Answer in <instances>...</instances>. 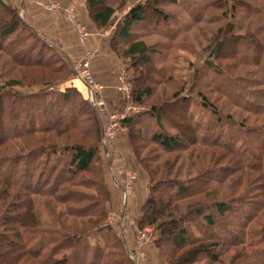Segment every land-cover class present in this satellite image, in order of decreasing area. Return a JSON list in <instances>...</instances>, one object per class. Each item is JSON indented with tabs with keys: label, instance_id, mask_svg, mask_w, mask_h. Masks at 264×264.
Returning <instances> with one entry per match:
<instances>
[{
	"label": "trees",
	"instance_id": "16d2710c",
	"mask_svg": "<svg viewBox=\"0 0 264 264\" xmlns=\"http://www.w3.org/2000/svg\"><path fill=\"white\" fill-rule=\"evenodd\" d=\"M128 1L85 0V5L87 15L97 27L109 21L113 23L110 47L127 63L131 101L144 103L153 93L150 81H156L153 63L157 57L153 58L152 54L161 56L162 51L151 52L142 35L157 33L171 39L178 33L177 22L162 9V3L182 2L194 18L196 9L186 0H139L119 13ZM261 4L264 7V0H260ZM235 6L234 2L232 7ZM223 39L221 36L215 42L213 53H219ZM0 50L10 53L21 64L44 67L58 74V79L66 80L75 72L65 52L37 31L20 14L18 6L4 0H0ZM18 84L19 80L0 84V203L5 204L0 212V264H136L129 255L123 233H118L106 216L110 192L100 150L108 115L103 118L100 112L105 114L107 110L94 105L74 84L51 91L48 86L52 81L46 80L41 82L43 89L28 93L13 87ZM191 100V95L176 93L171 100L152 103L138 114L121 119L133 153L148 175V193L137 224L155 223L157 244L170 240L183 248L185 243H190L173 264H192L203 254L214 262L219 260L222 250L236 244L242 250L237 251L232 262L243 258L246 264H260L264 262V247L253 248L251 239L248 242L251 245L246 247L244 235H250L244 229L249 228L246 223L264 205V121L256 126L238 123L234 131L220 128V133L215 134L211 125L204 126L197 121L190 107ZM203 103L207 104L205 99ZM213 111L216 112L214 108ZM175 115L187 124L171 120L169 116ZM145 120H152L154 125ZM164 121L176 131H166ZM5 124L10 125L8 130ZM185 129L195 130L198 135L184 134ZM82 138L91 141L85 142ZM138 140L154 142L166 152L192 144L218 145L223 150L218 159L225 153L233 155L235 159L231 163L257 174L253 181L248 179L250 185L239 196L190 204L191 198L205 194L212 183L220 181L219 172L227 173L231 165L218 166L213 161L188 178L154 179V171L138 155ZM87 173L94 175L78 177ZM33 194L52 195L66 202L68 214L87 217L86 222L92 225L75 230L63 228L61 222L58 223L61 226L41 227L32 205ZM185 201L187 204L181 209L180 202ZM249 204L251 210L247 208ZM124 221L126 225L127 219ZM104 228L103 242L89 240L93 230Z\"/></svg>",
	"mask_w": 264,
	"mask_h": 264
},
{
	"label": "rangeland",
	"instance_id": "374dc122",
	"mask_svg": "<svg viewBox=\"0 0 264 264\" xmlns=\"http://www.w3.org/2000/svg\"><path fill=\"white\" fill-rule=\"evenodd\" d=\"M136 1L139 0H129L128 5L123 6L119 13L124 12L129 4ZM186 1H189L190 6L195 5V18L194 14H190L182 2L161 4L162 9L169 12L171 17H174V20L177 22L179 31L175 37L169 39L157 33L142 35L149 45L151 52L154 49H161L162 54L161 56L156 53L152 54L153 58L157 57L153 63V66L156 67V81L154 83L150 81L151 85H153V93L144 103L139 104L147 109L152 103H162L173 99L176 93L178 96L191 95L190 107L194 110L197 121L204 126L211 125V129H213V133L215 134L220 133V128L223 131L225 129L234 131L238 123H243L245 126L262 124L264 121V7L262 4L260 5V0ZM234 2L236 6L233 8L232 4ZM229 24L233 25V29L228 30ZM221 29H224L223 33ZM221 36L224 39L222 40L223 44L219 49L220 51H218L219 53H213L212 48L215 42L221 39ZM216 63H219V65ZM73 67L76 70L78 66L73 65ZM126 67L125 65L124 68L126 69ZM42 72L44 75H41ZM74 75H76V72L73 75L71 74L66 80L58 79V74H52L41 66L33 67L21 64L12 58L11 54L7 51L0 50V84H3L7 80H19V84L13 87L24 93L43 89L42 87L44 86L41 82H45L46 80L52 81V85L48 86V89L56 91L60 87L72 84ZM128 81L131 84L129 79ZM82 92L89 99L87 89L85 92ZM203 99H205L207 104L203 103ZM97 106L101 108V105ZM213 108L216 112L213 111ZM110 111L112 110L109 109L105 114L100 112V115L104 118ZM169 117L173 121L177 119L181 124H187L186 121L183 122L177 115ZM228 120H232L234 123H227ZM145 121L153 122L152 120ZM164 123L166 131H176L167 122L164 121ZM5 125L6 130H8L10 125ZM150 129L151 127L148 128V130ZM185 130L186 132L183 131L184 134L192 135V137L194 134L198 135L195 130L194 132L191 129ZM200 132L201 130H198V133ZM120 133L128 135L126 126L119 130L112 140H108L101 145V161L105 170L107 185L111 175L109 173V165L104 156V149L106 146L111 145ZM218 138L222 139L221 136ZM82 139L85 142L91 141L87 138ZM136 145L138 155L143 157L147 167L154 171V179L161 177L188 178L212 165L213 161L215 163L218 162L216 164L218 166L231 165L227 173L223 174L219 172L220 181L212 183L205 194L191 198L189 200L190 204L195 201L221 200L227 197L239 196L250 185L248 179H252L257 174L256 171L249 170L242 165L231 163L235 159L233 155L225 153L220 155L221 157L218 159V155L223 153L222 148L218 145L199 147L197 144H192L185 147V149L170 152L160 149L157 144L148 140L144 142L138 140ZM13 150L16 151L17 149L14 148ZM129 172L133 176L129 177ZM84 175L90 177L94 174L87 173L78 175V177ZM128 179H130V189H132L136 174L127 168L124 171L122 180L123 188ZM75 188L82 187L75 186ZM10 190L12 191L11 194H14V190ZM87 190L93 191L92 189ZM123 196L124 193L119 197L120 200L118 199V201L122 202ZM31 199L41 227L61 226L58 224L61 222L63 228L75 230L85 229L92 225L86 222L87 217L81 218L80 216L68 214L66 211L67 203L58 201L52 195L33 194ZM186 202H180L179 207L183 209L187 204ZM109 205L110 200L106 212L107 221L112 223L118 233H122L124 227H133L128 221L124 225L125 221L122 220L119 213L121 205L119 206V211H115L114 215L111 213L112 210L109 209ZM1 206L2 203H0V212L4 210L5 204ZM247 208L251 210V205L249 204ZM147 225L155 228L154 238H151L147 243L157 246L160 249L161 255H163L165 261L169 264H173L174 260L190 245V243H185L183 248H181L175 246L170 240H163L157 244L155 241L158 238V229L155 223L137 224L136 231L137 228ZM246 227L249 228L244 229V232L246 231L250 235V237H247V233L244 235L246 247L251 245L248 243L251 239L252 242L250 243H252L253 248H263L264 205L260 207L256 216L246 223ZM194 230L197 233L195 228ZM250 230L254 231V234L250 233ZM105 232V228L100 231L93 230L88 238L90 241L97 240L103 242L106 235ZM136 236L135 232V241ZM246 247L244 246V251H246ZM127 248L129 250L130 246H127ZM139 249L143 251L142 248L139 247ZM241 250V246L236 244L228 250H222L217 261H209L208 256L203 254L192 264H246L243 258L232 262L234 255L237 251ZM143 257H146L145 253ZM144 260L139 264H145L147 260ZM260 264H264V262Z\"/></svg>",
	"mask_w": 264,
	"mask_h": 264
},
{
	"label": "crops",
	"instance_id": "0c3cea01",
	"mask_svg": "<svg viewBox=\"0 0 264 264\" xmlns=\"http://www.w3.org/2000/svg\"><path fill=\"white\" fill-rule=\"evenodd\" d=\"M14 6L19 7V12L25 19L31 23L37 31L56 43L61 50L71 59L73 65H79L86 51L91 52L90 67L96 80L103 83L104 87L100 93L103 101L101 108L107 111L118 108L122 105V95L117 90L118 75L121 69L127 63L123 57L119 56L110 47V36L114 25L111 21L99 28L89 18L86 11L85 0H75V12L79 21L83 22L89 29L90 34L86 39L81 41L78 38L74 24L68 20L64 14L56 13L46 8L50 0H4ZM66 3L68 0H60ZM128 72V68L126 67ZM72 84L76 85L81 91L86 90L85 84L74 75ZM83 85V86H82ZM105 157L111 175L108 180V189L110 192L109 209L114 212L119 211L122 220L125 218L133 225L131 228L122 229L126 239V245L132 249L136 248L135 232L137 219L141 214V205L145 200L148 188V175L140 163L137 161L128 135L120 133L116 136L114 142L104 149ZM135 172L132 189L127 193L122 186V180L125 169ZM124 196L122 202L118 201L119 197ZM120 200V199H119ZM110 213V212H109ZM109 218H111L108 215ZM145 253L147 262L145 264H169L161 255L160 249L153 244L145 243L141 246ZM145 261V260H144Z\"/></svg>",
	"mask_w": 264,
	"mask_h": 264
},
{
	"label": "built area",
	"instance_id": "2783aa9c",
	"mask_svg": "<svg viewBox=\"0 0 264 264\" xmlns=\"http://www.w3.org/2000/svg\"><path fill=\"white\" fill-rule=\"evenodd\" d=\"M75 0H68L66 3H62L60 0H50L46 4V8L56 12L62 13L65 17L70 20L75 28L78 35V38L83 41L90 34L88 27L81 21H79L76 17L75 12ZM90 56L91 52L86 51L84 57L81 59L78 67L76 68V76L85 84L88 97L95 105H102L103 101L99 96L104 85L100 81L96 80L92 74L90 67ZM116 88L123 95V105L116 110H112L108 113L107 122L105 124L102 143H106L108 140H112L115 134L124 128L121 123V119L139 113L143 111L145 107L141 104L133 103L131 101V84L128 81V75L125 68L121 69L118 75V84ZM128 176L131 177L133 174L131 172L128 173ZM129 182V183H128ZM128 182L124 184V191L127 193L130 190V179ZM155 228L153 226H144L141 228H137L136 231V248H132L129 250L130 257L135 261L136 264L142 263L144 260V252L139 249L141 246L151 238H154Z\"/></svg>",
	"mask_w": 264,
	"mask_h": 264
}]
</instances>
